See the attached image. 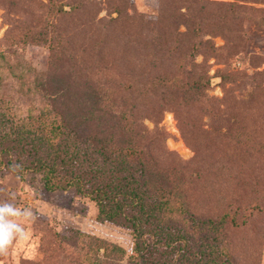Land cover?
Segmentation results:
<instances>
[{"label":"trees","instance_id":"16d2710c","mask_svg":"<svg viewBox=\"0 0 264 264\" xmlns=\"http://www.w3.org/2000/svg\"><path fill=\"white\" fill-rule=\"evenodd\" d=\"M20 2L9 0L8 5L18 7ZM206 2L159 0L157 18L152 20L117 0L111 9L116 16L91 14L89 30H69L65 36L64 31L51 30L53 24L45 14L52 11L50 5L29 0L28 6L38 14L31 21L10 22L14 39L13 28L26 29L18 35L23 43L51 39V67H56L55 61L74 63L75 74L53 79L56 73L42 71L32 88L23 86L19 74L16 89L10 81L3 84L0 70V171L39 174L46 190L73 188L94 202L97 221L128 230L129 252L72 229L73 236L86 238V264H237L228 232L264 217V201L257 195L255 181L262 171L261 146L245 145L236 158L229 153L241 134L232 135L229 126L226 132L219 128L230 119L208 130L194 120L185 124L187 106L197 104L202 112L214 106V99L205 93L207 70L194 62L204 51L201 36L206 30L231 34L240 29L232 20L236 19L232 9L212 11ZM78 10L79 6L74 8L75 15ZM180 25L185 29L180 30ZM37 26L43 30H34ZM63 39L75 49L68 50L67 58L54 57ZM208 49L215 55L212 46ZM11 55L8 50L0 52L6 67ZM189 63L198 71L191 73ZM227 77L222 75V81ZM51 83L56 87L53 100L70 102L68 107L74 109L60 118L47 117L45 124L31 109L23 116V101L13 89L27 95ZM260 84L256 80L252 89L264 92ZM163 110L173 111L178 119L183 138L195 152L190 160H182L163 145L164 133L157 127ZM144 118L153 122V129L146 128ZM221 142L226 143L224 148ZM221 151H229L224 165ZM236 176L240 183L234 181Z\"/></svg>","mask_w":264,"mask_h":264},{"label":"rangeland","instance_id":"374dc122","mask_svg":"<svg viewBox=\"0 0 264 264\" xmlns=\"http://www.w3.org/2000/svg\"><path fill=\"white\" fill-rule=\"evenodd\" d=\"M8 1L0 0L2 2L0 52L6 53L7 50L12 52L10 66L6 67V60L0 57L3 84L10 81L15 83V88L18 89L16 81H19L18 77L22 74L20 81L24 82L23 86L32 88L33 80L38 77L39 72L56 73L51 75L52 78L73 72L74 63L69 64L63 60L60 61L62 65L55 61L56 67H51L48 60L52 46L51 39L48 42L23 43L18 35L21 30L26 29L16 28H13V32H16L15 39L10 36L12 30L8 29L11 28L12 19L26 18L31 21L38 13H34L28 6L29 0H21L18 7L8 5ZM40 1L44 5H50L52 11L45 14L53 24L51 30L58 33L64 31V34L65 32L68 34L69 30H89L93 24L90 19L91 14L98 18L117 15L116 11L111 10L117 0ZM205 1H207L206 7L212 11L227 13L232 9V14H236V19L232 20L240 29L234 30L231 34L220 30H211V32L206 30L201 36L200 41L204 45V51L197 53L194 62L201 63L207 70L209 84L205 93L212 100L214 99L212 102L214 113L213 108L209 112L207 110L202 112L197 110V104L193 107L187 106L189 108L185 109L188 115L185 122L189 119L194 120L195 125L208 130L210 125L216 126L224 122L225 118L230 119L231 123L219 128L220 131L226 132L229 126L232 135L241 134L237 137L238 144H234L235 148L230 153L227 152L236 158L242 156L238 150H244L245 145L259 144L262 148H259L262 171L259 178H254H258L255 180L256 183L259 182L257 195L262 196L264 201V92L252 89L256 80L261 82V86L264 85V0ZM123 2H126L131 10L146 14L149 19L157 18L159 0H123ZM78 6L79 10L75 15L74 8ZM180 11L184 12V7H181ZM36 24L37 22L32 23L33 26ZM179 28L184 30L185 26L180 25ZM49 29L50 27L47 26L46 30ZM34 30L43 29L37 26ZM53 35L56 37L55 34ZM61 46V50L57 49L54 52V57L67 58L68 50L75 49L73 45V49L69 48L70 42L66 39L62 40ZM211 46L216 50L215 55L213 53L211 55L208 51ZM64 50L66 51L63 52ZM190 65L191 63L188 64V70ZM190 70L191 73L198 71L196 68ZM255 73L258 75H254ZM222 75L228 76L229 80L223 82ZM52 85L54 84H49L47 88L40 87L35 93L27 95H20L19 90L13 89L18 94L20 99L18 101H23V116H26L31 109L33 111L31 113L39 115V119L45 124L47 117L60 118L74 109V105L70 104L68 107L69 100V103L60 100L55 102V97L53 100L52 93L55 92L56 87ZM214 117L217 118V122ZM143 124L149 130L154 128L153 122L148 118H144ZM185 124L189 125L190 121ZM157 127L164 133L162 143L166 149L173 151L182 160H190L195 155L190 142L183 138L180 123L173 111L163 110ZM223 140L226 142V139ZM225 142H221L220 148L222 146L224 148ZM227 153L220 152V155L225 157L221 162L223 165ZM201 158L208 162L206 155L201 154ZM228 170L232 171L230 168ZM39 176L28 171L20 175H14L6 169L0 171V264H86L87 260L84 256L86 238L73 236L72 229L94 235L121 246L127 252L130 251L132 243L128 230L119 225L97 221L96 207L92 200L77 194L73 188L46 190ZM240 179L234 177V181L239 183ZM251 195L254 197L256 194ZM260 217L248 226H241L228 232L237 264H264V217L261 215ZM57 234L66 237L60 239ZM122 262L124 263L125 259Z\"/></svg>","mask_w":264,"mask_h":264}]
</instances>
